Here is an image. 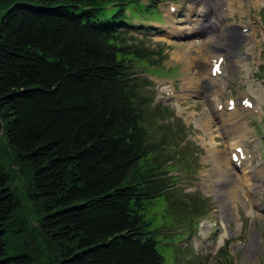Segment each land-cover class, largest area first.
Returning a JSON list of instances; mask_svg holds the SVG:
<instances>
[{
    "label": "trees",
    "instance_id": "1",
    "mask_svg": "<svg viewBox=\"0 0 264 264\" xmlns=\"http://www.w3.org/2000/svg\"><path fill=\"white\" fill-rule=\"evenodd\" d=\"M132 1L0 0L2 135L16 152L12 162L27 169L26 196L37 206L26 201L24 210L0 163V264L162 263L145 212L163 196L171 209L182 207L164 148L182 143L184 130L157 124L174 112L143 95L132 70L161 72L165 59L130 34ZM150 8L136 3L131 12L156 19ZM160 127L167 134L155 142ZM14 172L21 180V167ZM198 201L189 197L184 219L199 213ZM12 235L26 246L9 251Z\"/></svg>",
    "mask_w": 264,
    "mask_h": 264
},
{
    "label": "rangeland",
    "instance_id": "2",
    "mask_svg": "<svg viewBox=\"0 0 264 264\" xmlns=\"http://www.w3.org/2000/svg\"><path fill=\"white\" fill-rule=\"evenodd\" d=\"M136 1L127 9L134 26L128 30L137 37L135 39L145 35V46L161 48L165 59L159 65L163 67L161 72L157 65L147 64L133 66L132 70L141 83L143 81L142 94L148 91L154 96L153 104L161 103L174 112L173 117L157 124L177 123L184 130L182 143L178 140L174 148H168V144L164 148V154L172 155L169 174L177 175L173 186L179 190L176 201L182 207L171 209L163 196L145 212L150 228L155 230L156 247L163 257L161 264H264V0H233L231 9L226 6L228 0H220L219 8L226 12L227 19L222 21L214 37L208 31L191 32L190 26L200 19L199 12L205 1L173 0L179 6L173 14L168 13V0ZM214 1L206 3L212 5ZM136 3L151 7L155 16L157 11L162 12L163 20L149 21L132 15L131 9ZM191 6L193 11H189ZM112 8L114 5L108 6L106 11L110 13ZM177 28L183 32H177ZM140 30L147 34L141 36L137 32ZM195 33L202 35L195 37ZM228 39H234L232 46L225 45ZM207 44L215 46L214 50L210 51ZM218 56L224 58L223 74L213 82L206 81L208 68ZM222 82L225 87L220 86ZM207 91L211 93L208 96ZM229 98L237 101L236 109H227ZM245 100L251 106L254 104V109L245 106ZM217 103L222 108L217 109ZM2 131L1 124L0 163L11 174L10 187L25 204L33 200L26 196L29 175L22 162H12L16 152L13 147L9 149L4 145ZM154 132L155 142L167 134L163 127ZM240 141L247 145L251 155L247 168L235 167L229 161L233 143L242 145ZM184 145L188 153L181 161L178 151ZM217 159L221 160L219 166ZM19 166L21 180L14 172ZM226 173H231L236 181ZM170 191H175V187ZM190 196L198 198L200 211L184 219V206H190ZM30 201L27 205L33 208ZM23 208L27 209L26 204ZM21 209L19 206L15 213L17 220H22ZM231 231L235 234H230ZM6 239L9 251L26 246L24 236L12 235ZM49 248L54 250L52 244Z\"/></svg>",
    "mask_w": 264,
    "mask_h": 264
},
{
    "label": "bare ground",
    "instance_id": "3",
    "mask_svg": "<svg viewBox=\"0 0 264 264\" xmlns=\"http://www.w3.org/2000/svg\"><path fill=\"white\" fill-rule=\"evenodd\" d=\"M203 2H204V4H203V8H202V10L201 11H203L202 13H203V15L204 16H206L205 17V19H203L202 18V14H199V16H200V19L196 22V25H195V28L194 27H192V33H194V32H205L206 31V29H210V28H213V31H214V35L216 36V34L218 33V31H219V29H218V22L220 21V19H221V17H224L225 16V14H224V16H221V17H219L218 15H216V12H217V10H218V2L220 1V0H215L216 2L214 3V5H208V2L206 3V1L207 0H202ZM232 2H233V0H230L227 4L229 5V9H231L232 8ZM239 7L241 6V5H238ZM223 7V6H222ZM208 10H210V13L212 14V18H210L209 19V21L207 20V18H208V16L210 15V13H208ZM201 20V21H200ZM208 22V23H207ZM178 29V28H177ZM177 32H183V30H181V28H179L178 30H176ZM187 34H188V32H187ZM214 35H213V37H214ZM245 36V35H244ZM204 42V41H203ZM230 42V43H229ZM205 43V42H204ZM209 43V42H208ZM234 44V39H228V41L226 42V46H232ZM207 47H209L210 48V51L212 50H214V48H215V46H213V45H210V44H207L206 45ZM187 52V51H186ZM188 53V52H187ZM184 55L183 56H185L186 57V53H183ZM202 54H204V53H202ZM199 59V58H198ZM211 66H212V64H210V66H209V68H208V74L210 75V76H212L211 75ZM216 78V77H215ZM192 80H193V78H192ZM192 80H190V81H192ZM207 81V80H206ZM210 82V81H209ZM208 92V91H207ZM259 96V95H258ZM251 97V96H250ZM215 98V97H214ZM253 98H254V96H253ZM259 98V97H258ZM254 104L252 105V109H254ZM232 124V126H235L234 124H236V123H231ZM233 145H234V147L236 148L238 145L237 144H235V142L233 143ZM242 152H243V154L245 155V159H242V161H241V164L243 163V162H245V160L247 159V157H248V155H247V151H246V145H243V147H242ZM216 165H218L219 166V164L221 163V160L219 159H217L216 160ZM232 163V162H231ZM226 176L229 178V176L231 177V173H226ZM234 181H236V179L235 178H233V176L231 177ZM222 240H223V237H222Z\"/></svg>",
    "mask_w": 264,
    "mask_h": 264
},
{
    "label": "snow or ice",
    "instance_id": "4",
    "mask_svg": "<svg viewBox=\"0 0 264 264\" xmlns=\"http://www.w3.org/2000/svg\"><path fill=\"white\" fill-rule=\"evenodd\" d=\"M214 71H215V72H219V71H220V66H219V64L216 65Z\"/></svg>",
    "mask_w": 264,
    "mask_h": 264
},
{
    "label": "water",
    "instance_id": "5",
    "mask_svg": "<svg viewBox=\"0 0 264 264\" xmlns=\"http://www.w3.org/2000/svg\"><path fill=\"white\" fill-rule=\"evenodd\" d=\"M0 126H1V123H0Z\"/></svg>",
    "mask_w": 264,
    "mask_h": 264
}]
</instances>
